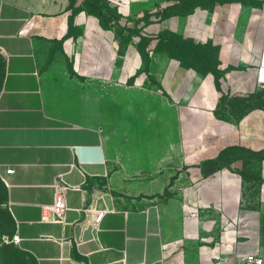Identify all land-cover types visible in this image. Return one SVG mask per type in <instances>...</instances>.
<instances>
[{
    "label": "crops",
    "instance_id": "crops-1",
    "mask_svg": "<svg viewBox=\"0 0 264 264\" xmlns=\"http://www.w3.org/2000/svg\"><path fill=\"white\" fill-rule=\"evenodd\" d=\"M99 1L108 26L82 0L0 2L18 246L36 264L264 258V0ZM165 32L215 52L186 66L158 48ZM124 120L146 142L116 143ZM59 183L64 218L44 219Z\"/></svg>",
    "mask_w": 264,
    "mask_h": 264
},
{
    "label": "rangeland",
    "instance_id": "rangeland-1",
    "mask_svg": "<svg viewBox=\"0 0 264 264\" xmlns=\"http://www.w3.org/2000/svg\"><path fill=\"white\" fill-rule=\"evenodd\" d=\"M1 2V0H0ZM86 5V7L84 6ZM105 7V4L99 0H82L79 5V9H84L87 11V13L94 14L98 13L99 10ZM95 12V13H94ZM104 13V12H103ZM107 17L113 16V9L109 8L107 10V13H104ZM101 21H107L106 19H103ZM175 35V34H174ZM168 37V36H167ZM165 40V38H164ZM172 44L175 47H178L181 51L184 53H187L190 56L192 55L193 52L196 51H201L203 53H209V50L207 49H202V48H197L195 46H192L189 43H186L180 36L175 35L172 39ZM4 73H5V57L4 54L2 53L0 49V90L2 87V82L4 78ZM121 122V121H120ZM152 122V121H151ZM155 126H156V122ZM138 124V125H137ZM135 123V127H141L140 122ZM131 128V121H123L122 125H119V131L120 135L116 137V143L118 144H131V143H138V142H146L148 139L147 136H142V135H134L130 136L125 134V131L127 128ZM134 127V128H135ZM153 137H150V143H155L156 140L155 138L152 139ZM118 154H128V155H142V152H127V153H117L115 152L114 155ZM146 154V153H145ZM150 161L151 163L155 160L154 158L157 157V152H150ZM124 160V159H123ZM136 163V162H135ZM137 164H141V162H137ZM139 172H135L134 174L136 176H141V173L143 171H146L145 169H138ZM133 187H136L137 185H132ZM156 187L150 186V190ZM14 233V223L12 220V217L9 213L8 210V202H7V189L4 184V182L0 178V264H36L35 259L27 252L23 251L22 249L19 248V246L15 245V243L11 241H7L6 237H11Z\"/></svg>",
    "mask_w": 264,
    "mask_h": 264
},
{
    "label": "built area",
    "instance_id": "built-area-1",
    "mask_svg": "<svg viewBox=\"0 0 264 264\" xmlns=\"http://www.w3.org/2000/svg\"><path fill=\"white\" fill-rule=\"evenodd\" d=\"M145 79V77H143ZM262 80L263 77H262ZM13 167L7 168L5 171V175L1 177L4 182H7V174L13 173ZM55 199L53 204L48 205L45 209L49 210L50 215H46L44 219L60 221L63 220L67 205H66V193L70 188L67 184H56L55 185ZM103 216V212H100L95 217V222H99ZM8 239V240H7ZM7 241H11L18 245L20 238L17 234L12 235L11 237H6ZM239 264H264V258L257 254H246L242 257Z\"/></svg>",
    "mask_w": 264,
    "mask_h": 264
},
{
    "label": "trees",
    "instance_id": "trees-1",
    "mask_svg": "<svg viewBox=\"0 0 264 264\" xmlns=\"http://www.w3.org/2000/svg\"><path fill=\"white\" fill-rule=\"evenodd\" d=\"M187 2H188V0H187ZM84 6L86 7L85 4H84ZM103 12L104 11H102V9H101V10H99L98 13H95V12L94 13H95V15H97L98 17H100L101 20L106 19L107 21L106 22L105 21H102V23H103L104 26H108L109 25L110 18L107 17L106 15H104L105 12L104 13ZM174 36L175 35L174 34H171V33H166V32L165 33H162L161 34V43L159 44L158 48H165L173 57L179 59L186 66H196V65H199L198 63L204 62L203 59L205 57H207V55H210L211 53L213 54L215 52V49H213V48H207V47H204V46L195 45L191 41L182 38L186 43H189L192 46H195L197 48H202V49L209 50V53L208 52L207 53H203L201 51H196V52H193L192 55L190 56V54L188 55L187 53H184L178 47H175L172 44V39H173ZM164 38H165V40H164Z\"/></svg>",
    "mask_w": 264,
    "mask_h": 264
},
{
    "label": "bare ground",
    "instance_id": "bare-ground-1",
    "mask_svg": "<svg viewBox=\"0 0 264 264\" xmlns=\"http://www.w3.org/2000/svg\"><path fill=\"white\" fill-rule=\"evenodd\" d=\"M263 79H264V73H262Z\"/></svg>",
    "mask_w": 264,
    "mask_h": 264
}]
</instances>
